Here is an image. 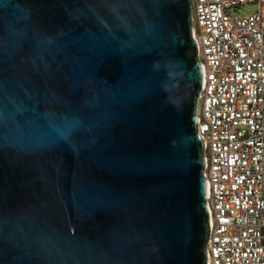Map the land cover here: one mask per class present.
<instances>
[{
  "label": "water",
  "instance_id": "1",
  "mask_svg": "<svg viewBox=\"0 0 264 264\" xmlns=\"http://www.w3.org/2000/svg\"><path fill=\"white\" fill-rule=\"evenodd\" d=\"M192 0H0V264H207Z\"/></svg>",
  "mask_w": 264,
  "mask_h": 264
},
{
  "label": "built area",
  "instance_id": "2",
  "mask_svg": "<svg viewBox=\"0 0 264 264\" xmlns=\"http://www.w3.org/2000/svg\"><path fill=\"white\" fill-rule=\"evenodd\" d=\"M256 6L248 14L241 7ZM207 264H264V0H192Z\"/></svg>",
  "mask_w": 264,
  "mask_h": 264
},
{
  "label": "rangeland",
  "instance_id": "3",
  "mask_svg": "<svg viewBox=\"0 0 264 264\" xmlns=\"http://www.w3.org/2000/svg\"><path fill=\"white\" fill-rule=\"evenodd\" d=\"M256 6L254 5H250V4H246L244 6L241 7V10L239 11L240 14H248L251 13L255 10Z\"/></svg>",
  "mask_w": 264,
  "mask_h": 264
}]
</instances>
